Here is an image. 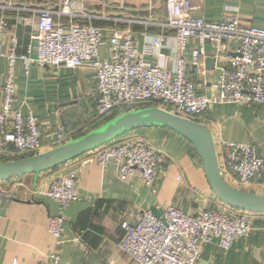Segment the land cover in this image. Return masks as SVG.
Returning a JSON list of instances; mask_svg holds the SVG:
<instances>
[{
	"label": "built area",
	"instance_id": "1",
	"mask_svg": "<svg viewBox=\"0 0 264 264\" xmlns=\"http://www.w3.org/2000/svg\"><path fill=\"white\" fill-rule=\"evenodd\" d=\"M200 6L195 0H168V12L161 20L110 19L114 22L153 25L165 31H175L177 50L173 67L154 62L146 53L165 56L168 36L151 37L147 48L140 50L131 29L110 30V57L101 58L104 31L92 22L79 23L74 18L92 19L83 4L62 0L61 7H50L34 0H0V61L6 60L0 71V156H30L60 145L67 138L60 131L49 134L45 143L39 118L30 111L23 114L15 107L18 88L17 62L21 60L25 73L29 63L39 67L78 68L85 65L95 69V104L98 116L112 113L119 107L132 108L140 104L158 106L180 116L199 121L214 101L234 102L258 107L264 121V28L246 24L232 12L224 20L207 21L193 16ZM62 16L69 21H60ZM109 19V18H107ZM31 27L26 53H19L18 27ZM191 39L198 42L187 60L186 51ZM237 46L231 47L230 42ZM214 45V56L220 70L213 83V98L201 94L196 81L189 77L191 70L200 77L206 75L205 45ZM35 52V57L32 53ZM137 108V107H136ZM222 159L225 170H232L239 186H248L264 173V157L249 142H224ZM84 162L92 160L108 165L113 162L118 178L129 181L138 176L155 186L160 176V151L143 136L134 132L114 139L89 151ZM79 158V157H77ZM21 179L0 180V196L17 191ZM41 194L54 199L59 210L49 221L51 235L62 240L65 211L80 201L76 173L57 177ZM162 217L152 208L145 210L137 222L124 221V236L120 248L136 264H199L202 247L217 244L225 251L248 237L253 230L254 212L226 205L188 213L174 206L158 207ZM59 255L53 252L44 264H58ZM13 264H20L14 259Z\"/></svg>",
	"mask_w": 264,
	"mask_h": 264
},
{
	"label": "crops",
	"instance_id": "2",
	"mask_svg": "<svg viewBox=\"0 0 264 264\" xmlns=\"http://www.w3.org/2000/svg\"><path fill=\"white\" fill-rule=\"evenodd\" d=\"M38 4L61 7L62 0H34ZM83 4L92 19L74 18L79 23L92 22L104 31L105 43L100 57H110V30L131 29L140 50L147 48L148 39L168 36L165 56L146 53L154 62L173 67V56L177 50L175 31L145 24H130L110 19L161 20L168 12V0H74ZM200 6L193 16L207 21L224 20L232 12L239 14L242 22L264 28V0H195ZM109 18V19H107ZM60 21L68 22L66 16ZM21 39L19 53H26L30 42L31 27L19 26ZM231 47L237 42L231 41ZM198 42L191 39L186 51L191 60L192 51ZM214 45H205L206 75L200 77L189 70V77L196 81L201 94L214 97L213 83L220 70L214 56ZM35 57V52L32 53ZM214 58V65L210 60ZM23 62L16 67L18 88L15 107L23 114L32 111L40 121L45 143L50 142L49 134L60 131L70 139L83 133L82 126L90 121L96 109L95 69L90 65L78 68L39 67L29 63L25 73ZM6 60L0 61L4 73ZM95 108V109H94ZM212 132L220 168L225 179L240 190L264 194V173L248 186H239L232 170H225L222 159L223 143L249 142L256 146L264 157V121L258 107L240 105L234 102L214 101L210 110L200 117ZM153 143L160 151L161 170L155 186L143 182L138 176L125 182L118 178L113 162L102 165L92 160L84 162L83 157L75 158L57 168L40 173L28 174L21 178L18 190L0 197V264H44L53 252L58 253V264H136L120 248L124 236L122 223L137 222L145 210L153 207L174 205L185 212L196 213L205 208H223L221 201L209 186L203 161L192 144L182 135L161 127H149L134 132ZM76 173L81 200L73 202L65 211L66 221L62 241L54 238L49 231V221L59 210L58 203L43 194L42 190L60 176ZM253 230L250 235L225 251L217 244L202 247L199 264H264V212L255 213L252 218Z\"/></svg>",
	"mask_w": 264,
	"mask_h": 264
},
{
	"label": "water",
	"instance_id": "3",
	"mask_svg": "<svg viewBox=\"0 0 264 264\" xmlns=\"http://www.w3.org/2000/svg\"><path fill=\"white\" fill-rule=\"evenodd\" d=\"M210 62L214 65V58ZM149 127L172 130L192 144L203 161L210 188L221 201L238 209L254 213L264 212V194L240 190L223 176L211 130L199 121L158 106L128 108L84 135L69 139L60 145L23 158L0 160V180L21 179L26 174L38 176L120 136ZM152 210L157 216L162 217L161 209L153 207Z\"/></svg>",
	"mask_w": 264,
	"mask_h": 264
},
{
	"label": "trees",
	"instance_id": "4",
	"mask_svg": "<svg viewBox=\"0 0 264 264\" xmlns=\"http://www.w3.org/2000/svg\"><path fill=\"white\" fill-rule=\"evenodd\" d=\"M147 105H151V104H140V105H137V106H134L132 108H136V107H143V106H147ZM95 109V108H94ZM128 110V107H119L117 108L116 110H114L112 113L108 114V115H104V116H98L97 112H96V109L93 110V113H92V116L90 118V122H92L94 125L91 127L90 130H92L93 128L101 125L102 123L106 122L107 120L111 119L112 117L116 116L117 114H119L120 112H123V111H126ZM92 120V121H91ZM89 122V121H88ZM145 128H142V129H139V130H143ZM86 130V128H84V131ZM89 130V129H88ZM83 131V132H84ZM135 131H138V130H135ZM135 131H132V132H135ZM88 131H85L84 133H81V135H84L85 133H87ZM130 132V133H132ZM128 134V133H127ZM80 135V136H81ZM126 135V134H125ZM121 137V136H120ZM119 138V137H118ZM117 139V138H116ZM23 157H26V155L24 156H16V157H6V156H0V160H12V159H19V158H23ZM59 167V166H58ZM57 168V167H55ZM54 168V169H55Z\"/></svg>",
	"mask_w": 264,
	"mask_h": 264
},
{
	"label": "rangeland",
	"instance_id": "5",
	"mask_svg": "<svg viewBox=\"0 0 264 264\" xmlns=\"http://www.w3.org/2000/svg\"><path fill=\"white\" fill-rule=\"evenodd\" d=\"M92 121V120H91ZM93 122V121H92ZM92 122H87L86 124H84L83 126H82V128H86V130L85 131H90V129H91V127L94 125ZM89 129V130H88ZM84 131V132H85ZM83 132V133H84ZM68 137V136H67ZM26 175H28V174H26ZM19 187H20V185H19ZM18 187V188H19ZM18 190V189H17ZM22 193V189L21 188H19V190H18V194H21ZM226 207V206H225Z\"/></svg>",
	"mask_w": 264,
	"mask_h": 264
}]
</instances>
